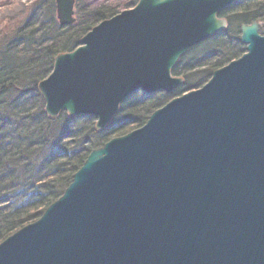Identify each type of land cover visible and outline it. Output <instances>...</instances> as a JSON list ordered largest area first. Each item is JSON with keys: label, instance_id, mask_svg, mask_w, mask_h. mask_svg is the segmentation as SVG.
I'll return each mask as SVG.
<instances>
[{"label": "water", "instance_id": "obj_1", "mask_svg": "<svg viewBox=\"0 0 264 264\" xmlns=\"http://www.w3.org/2000/svg\"><path fill=\"white\" fill-rule=\"evenodd\" d=\"M238 1L138 0L102 20L37 84L46 115L92 116L100 131L132 94H170L179 58L225 31L218 13ZM55 3L72 24L74 0ZM263 25H242L245 53L200 88L93 149L0 242V264H264Z\"/></svg>", "mask_w": 264, "mask_h": 264}, {"label": "trees", "instance_id": "obj_2", "mask_svg": "<svg viewBox=\"0 0 264 264\" xmlns=\"http://www.w3.org/2000/svg\"><path fill=\"white\" fill-rule=\"evenodd\" d=\"M137 0H128L125 9ZM116 11L75 0V21L60 26L55 0H36L26 17L0 37V242L38 219L63 193L88 154L113 137L141 127L149 115L173 97L202 86L212 72L245 50L240 27L264 22V0H243L218 16L226 18L225 32L191 48L171 73L184 83L172 93L127 97L102 130L95 118L61 112L49 118L37 84L51 72L57 54L74 50L81 37ZM212 53L195 59L197 50ZM188 60L187 63H184ZM181 63H184L183 65Z\"/></svg>", "mask_w": 264, "mask_h": 264}, {"label": "rangeland", "instance_id": "obj_3", "mask_svg": "<svg viewBox=\"0 0 264 264\" xmlns=\"http://www.w3.org/2000/svg\"><path fill=\"white\" fill-rule=\"evenodd\" d=\"M35 1L36 0H0V37L2 36L3 32L15 28L26 17L30 6ZM127 1L128 0H83V3H88L91 8L107 6L115 10L117 14L123 10L129 9L124 8ZM211 53L212 49H209L204 53L198 49L195 54L200 55H197L195 59H202ZM187 61L188 60H185L184 63H187ZM184 63L181 64L183 65Z\"/></svg>", "mask_w": 264, "mask_h": 264}]
</instances>
